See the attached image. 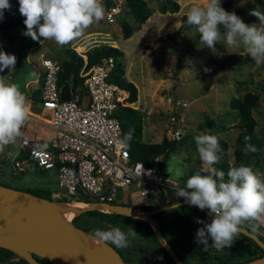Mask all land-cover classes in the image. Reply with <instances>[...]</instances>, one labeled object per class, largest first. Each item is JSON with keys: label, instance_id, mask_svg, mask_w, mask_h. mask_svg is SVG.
Instances as JSON below:
<instances>
[{"label": "rangeland", "instance_id": "rangeland-1", "mask_svg": "<svg viewBox=\"0 0 264 264\" xmlns=\"http://www.w3.org/2000/svg\"><path fill=\"white\" fill-rule=\"evenodd\" d=\"M104 1V0H103ZM151 9L149 16L140 24V27L128 37H124L121 28L122 23L132 24L131 16L127 12L125 0H121L122 9L114 16L112 21L105 18L94 23L86 30L83 38L72 42L70 45L59 46L53 40L40 41L24 36L26 30L23 23L24 17L19 13L18 0H10L11 11H5L4 18L8 19L18 15L21 22L18 25L6 29V33L0 30V50L16 56L15 68L7 69L0 73V78L5 82L16 83L20 90L25 89L24 82L36 76V68L40 58L50 57L60 64L63 61L62 50L76 47L80 53L95 45L108 44L116 46L123 51L121 62L123 64L124 76L131 80L136 87V98L129 101L127 92L123 96V104L136 108L141 114V140L145 142H162L169 150L164 157L160 155L158 163L161 171L166 174L171 185L175 188H184L181 182L183 178L192 175V170L201 166L194 137L200 133H208L218 138L221 152L225 153L228 170L232 166L243 163L250 166L254 172L264 178V66L257 67L253 60L240 66L221 69L217 66L226 54H243L242 46L229 47L222 39L216 44V51L205 47L200 42V34L195 27L187 29L175 37L167 36V32L174 31L182 22V16L193 6H204L207 0H174L178 4L175 11H159L161 4H169L168 0H144ZM255 0H228L226 6L221 0V7L226 11L235 12L243 21L249 25H259V19L251 15L252 10L264 13V3H255ZM255 3L253 9L249 5ZM223 31V28L221 29ZM37 65V66H36ZM87 66V65H86ZM81 66L78 69L80 73ZM207 69V71L205 70ZM80 76V75H79ZM42 75L39 71L35 89L40 88ZM28 88L29 85L27 86ZM245 91H251L258 95V103L250 108L251 115L256 121L254 131L260 140L256 145L255 152H246L244 145H239L237 135L239 128L237 114L229 108L228 100L239 96ZM179 98L186 102L185 106L177 110L181 118L182 136L179 139L170 138L167 124L168 105L164 100V93ZM42 116V115H38ZM28 119L21 129L29 137L30 141H40V146L50 147L49 141L53 131L45 122ZM19 137L14 144L5 148L0 153V181L15 188L26 186H49L54 190L60 189L55 184L53 170H41L29 168L19 173H13L9 168V157L11 148L18 145ZM11 149V150H10ZM177 172L181 173L177 175ZM15 175V176H14ZM227 178V177H226ZM123 194L116 200L118 204L128 205L130 208H140L143 204L156 197H175V190L165 192H153L147 196H138L137 193ZM52 197V196H51ZM58 199V197H53ZM71 201V200H70ZM67 202V201H65ZM80 202V201H76ZM96 208V207H89ZM88 209V208H87ZM196 218V214L183 211L171 214L172 217ZM79 222L84 223L92 230H109L112 227H120L127 232L126 224H111L102 221L95 216L81 215ZM152 229V223L148 222ZM156 226V223L153 222ZM264 242V227L256 234ZM140 235L129 236L127 247L116 248L121 258H129L140 264H164L158 259V252L153 247L144 246ZM33 256L41 263L46 264L47 258ZM9 260L17 261V257ZM0 264H5L0 262Z\"/></svg>", "mask_w": 264, "mask_h": 264}, {"label": "clouds", "instance_id": "clouds-1", "mask_svg": "<svg viewBox=\"0 0 264 264\" xmlns=\"http://www.w3.org/2000/svg\"><path fill=\"white\" fill-rule=\"evenodd\" d=\"M18 3L26 28L22 35L36 41L53 40L61 47L83 38L90 26L105 17L103 0H18ZM11 8L10 0H0V20ZM250 14L259 19V25H249L234 11H226L221 0H207L204 6H193L187 11L186 22L195 27L200 42L208 49L215 52L216 44L223 39L229 47L242 46L260 67L264 66V13L252 10ZM15 63L14 54L0 50V73L14 69ZM27 119V97L16 83L0 78V153L15 143ZM250 139L245 137V151L255 152V146L247 143ZM194 140L201 166L187 178L184 188H177L176 196L189 206L207 210V219L195 220L202 225L196 230L195 243L207 247L211 241L213 247L221 249L233 244L242 227L259 233L264 227V178L243 163L230 167L225 174L215 166L221 159L218 138L200 133ZM136 234L131 226L127 232L112 227L96 229L92 238L121 248L127 247L129 236Z\"/></svg>", "mask_w": 264, "mask_h": 264}, {"label": "built area", "instance_id": "built-area-1", "mask_svg": "<svg viewBox=\"0 0 264 264\" xmlns=\"http://www.w3.org/2000/svg\"><path fill=\"white\" fill-rule=\"evenodd\" d=\"M104 7V18L112 21L122 9L121 0H108ZM73 48L83 60L79 73L82 92L69 83L70 97L61 99L57 85L59 63L50 57L40 59L42 80L36 103L44 110L42 116L31 109L33 100L22 92L27 97L28 119L45 122L51 127L50 147L41 148L40 141H30L27 134L21 132L18 145L11 150L8 160L10 171L15 174L29 168L53 170L60 191H52V197L92 199L89 202L101 211H110L104 203L118 204L119 191L120 197L122 190L143 197L170 185L171 181L157 170L160 155L152 156L146 164L132 159L124 144L120 123L113 111L118 105H124L121 94L125 91L107 80L113 59L108 56L86 66V55ZM164 100L168 105L170 138L179 139L183 129L177 110L186 102L168 92L164 93ZM118 205L137 211L125 204ZM46 264L54 263L47 258Z\"/></svg>", "mask_w": 264, "mask_h": 264}, {"label": "trees", "instance_id": "trees-1", "mask_svg": "<svg viewBox=\"0 0 264 264\" xmlns=\"http://www.w3.org/2000/svg\"><path fill=\"white\" fill-rule=\"evenodd\" d=\"M254 2L263 4L264 0H255ZM254 2L253 4L249 5V10L253 9V7L255 6ZM107 3L108 0L103 1V4ZM168 3L169 4H161L158 7L159 11L163 12L167 10L172 12L177 10L178 4L176 3V1L168 0ZM227 3L228 0H223L224 6H226ZM125 5L128 9L127 12L134 22L131 25L127 23L121 24L124 37H128L131 32L140 27V24L143 23V21L151 13V9L146 5L144 0H125ZM182 18V22L176 27L174 31L166 33L167 36L175 37L178 34H182L187 29L193 28L187 24L186 14H184ZM20 22L21 19L20 17H18V15H13L8 19L0 20V30L3 33H6L7 28L18 25ZM61 54L64 59L61 64L58 62L60 65V69L57 72V85L61 86L64 83H70L72 88L78 87V91L79 93H81L82 77L78 75V69L83 62L81 56L75 53V51L71 48L63 49ZM85 55L86 65L97 63L103 58L110 56L113 59V66L111 71L109 72L107 80L116 83L119 88L126 91L129 101L135 100L136 87L131 80L127 79L124 76L123 64L121 62L123 51L120 48L108 44H99L87 49L85 51ZM251 60V57L246 53L226 54L225 56H223L222 60L217 63V66L221 69H226L232 66H240L246 64ZM257 103L258 95L251 91H245L239 96L232 95L228 100L229 108L234 110L238 117V121L235 124L239 128L237 141L241 146H246V136L251 137V139L247 141V143H250L255 147L258 144V140H260V137H258L254 131L256 121L251 115L250 111V108L257 105ZM113 113L119 120L122 138L132 159H139L147 164L154 155L162 153V155L165 157L168 154L169 150L165 147L164 143L145 142L141 140V114L136 108L127 105H118L114 109ZM219 155L221 156V159L215 166L219 170H222L225 172V174H227L228 163L225 153L220 152ZM198 169L199 167L194 168L192 170V174H194ZM157 170L160 171L162 176L166 177V174L161 171L160 166L158 165ZM186 180L187 177L183 178L181 182L185 186ZM0 183L9 185L7 183H3L2 181H0ZM18 189L29 191L45 199H48L49 201H93L92 199L87 198L73 199L71 197H58V199H53V197H51V192L54 191V189L50 188L49 186H26L24 188ZM168 190L177 191V188H175L171 184H168L164 187H159L153 192L158 191L162 193ZM139 209L147 211V216L156 223V227L160 236L162 237L168 248L171 250V252L176 255V257L182 264H238L264 253L263 247H261L253 238L248 236L246 233H243L242 231H240L239 234L235 237L234 242L230 247L217 249L212 246L211 241H209L207 247L195 243L194 236L196 230L202 226L200 224H197L195 220L196 218L207 219V213L205 211H201L197 207L189 206L183 198L175 196L168 199L167 196H163L162 194H160V197H156L154 199L146 201ZM183 211L194 212L197 216L195 219L183 218L180 216H177L176 218L173 216L171 220L162 219V217L167 218L171 214ZM81 212L73 216L71 219L72 224L76 227H79L91 234L94 233V230L90 229L84 223L79 222V217L81 215L95 216L96 218L111 224H126L128 225V227L131 226L136 231V233L141 236L143 241L142 243L145 247L149 246L156 249V251L158 252V256L162 257V260L165 262L164 264H176L169 252L166 250L164 244L149 226V223L142 217L112 210L101 211L95 208L84 209ZM242 228H244L248 232H251V230L247 227ZM10 254L11 251L9 249L0 247V262H4L5 264H28L25 259L20 257H17V261L9 260L7 257ZM123 259L125 261H132L129 258Z\"/></svg>", "mask_w": 264, "mask_h": 264}, {"label": "water", "instance_id": "water-1", "mask_svg": "<svg viewBox=\"0 0 264 264\" xmlns=\"http://www.w3.org/2000/svg\"><path fill=\"white\" fill-rule=\"evenodd\" d=\"M69 83L60 86L59 95L63 100L70 97ZM39 195L0 183V226H17L21 230L18 236L0 234V247L7 248L11 254L7 257H20L28 264H43L34 256L50 259L54 264H140L125 261L119 252L108 243H101L106 255L86 251L71 227ZM60 201V200H51ZM92 204L91 202H87ZM112 211L125 212L139 216L152 223V230L166 247L176 264H182L171 252L147 211L129 210L118 204L104 203ZM95 207V206H93ZM97 209V208H95ZM207 213V210H204ZM243 233L253 238L264 249V242L253 232L241 228ZM238 264H264V253Z\"/></svg>", "mask_w": 264, "mask_h": 264}, {"label": "bare ground", "instance_id": "bare-ground-1", "mask_svg": "<svg viewBox=\"0 0 264 264\" xmlns=\"http://www.w3.org/2000/svg\"><path fill=\"white\" fill-rule=\"evenodd\" d=\"M71 201L72 202H60L46 200V204L49 205L71 227L75 236L86 251L94 254L106 255V250L101 246L99 241L92 238L91 233L76 227L71 222L73 216L77 215L84 209L93 207L94 205L87 202ZM138 212L140 211L138 210ZM0 234L18 236L21 234V230L17 226H0Z\"/></svg>", "mask_w": 264, "mask_h": 264}, {"label": "crops", "instance_id": "crops-1", "mask_svg": "<svg viewBox=\"0 0 264 264\" xmlns=\"http://www.w3.org/2000/svg\"><path fill=\"white\" fill-rule=\"evenodd\" d=\"M36 70H37L36 71V76L34 78H32V79L27 80L26 82H24L25 89H23L21 91H24L25 93H27L31 97V99L33 100V104L31 106V109L35 113H38V115H43L44 114V110L42 108H40L39 104L36 103V101L39 99L40 88L38 89V91H36V89H35L36 82H37V79H38V73H39V71H40V73L42 75V69H41L40 62H39V65L37 66ZM28 85H29L30 88L27 87ZM40 87H41V84H40ZM31 120H34V119H31ZM11 149H13V148H11ZM81 202H83V201H81ZM135 209L136 210H140L139 208H135Z\"/></svg>", "mask_w": 264, "mask_h": 264}]
</instances>
